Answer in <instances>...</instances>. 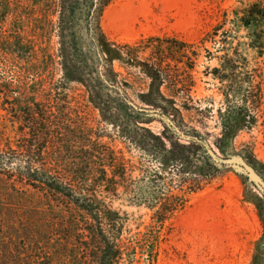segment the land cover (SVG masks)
I'll use <instances>...</instances> for the list:
<instances>
[{"label": "trees", "instance_id": "1", "mask_svg": "<svg viewBox=\"0 0 264 264\" xmlns=\"http://www.w3.org/2000/svg\"><path fill=\"white\" fill-rule=\"evenodd\" d=\"M114 1L0 0V30L11 16L0 48L24 64L26 76L0 83V231H9L13 243L19 228L47 230V264H158L191 196L228 168L210 152L222 159L239 155L219 157L196 129L185 131L172 120L194 109L188 99L202 51L217 59L205 73L222 86L224 144L264 120V78L246 59L264 57V0L222 10L193 41L165 33L131 43L111 40L101 28L102 11ZM36 9V30L47 13L56 16L58 78L47 71L53 55L21 35L19 19L29 21ZM114 61L148 83L134 89ZM153 120L164 130L142 125ZM35 194L47 196V218L37 221L16 209L19 196ZM255 199L257 207L264 202ZM124 207L150 212L144 232L130 235L132 214Z\"/></svg>", "mask_w": 264, "mask_h": 264}, {"label": "rangeland", "instance_id": "2", "mask_svg": "<svg viewBox=\"0 0 264 264\" xmlns=\"http://www.w3.org/2000/svg\"><path fill=\"white\" fill-rule=\"evenodd\" d=\"M240 1L248 0H115L103 9L100 25L109 39L119 43H131L142 36L165 33L193 41L218 21L222 10H231L239 6ZM33 12L36 15L29 21L19 19L23 27L21 35L25 37L27 34L35 49L44 48L53 55L55 62L47 71L58 78L56 16L47 13V21L40 27L36 25V30L34 20L41 15L37 9ZM10 21L11 16L2 26L0 35ZM42 30H45V35H42ZM206 46L213 51L211 43ZM204 55L202 51L192 71L195 85L188 103L194 109L182 111L181 118L174 115L172 120L185 131L196 129L219 157L225 154L243 156L264 180V120L259 117L251 127L237 131L231 144H224L218 115V109L225 107L222 86L218 79L205 73V67L215 66L217 59H208ZM246 59L248 69H255L253 73L264 78V57L249 54ZM112 64L121 74L120 79L127 80L134 89L148 83L135 69L124 70L116 61ZM23 68V63L12 60L0 48V83H17L26 78ZM261 88L264 92V83ZM129 94L135 102H140L135 93ZM94 116L99 119L96 112ZM142 125L154 133L164 130L157 120ZM255 196L264 199V193L244 174L241 166H231L218 173L204 190L191 196L188 207L174 220L172 232L162 244L158 264H264V202L258 203L257 207ZM17 199L21 201L16 208L18 214L35 221L47 218V196L35 194ZM124 208L132 214L130 235L144 232L150 224V212ZM12 235L13 243H9V231H0V262L47 264V230L35 225L19 228Z\"/></svg>", "mask_w": 264, "mask_h": 264}, {"label": "water", "instance_id": "3", "mask_svg": "<svg viewBox=\"0 0 264 264\" xmlns=\"http://www.w3.org/2000/svg\"><path fill=\"white\" fill-rule=\"evenodd\" d=\"M165 122H168V120L165 119ZM176 132L180 135V137L185 138V135H183L181 132H179L178 130H176ZM210 154L216 161L225 164V166H241L244 171V174L249 177L252 182L256 184L264 193V180L258 175V173L253 169V167L248 165L241 157L229 156L225 159H222L216 157L212 152H210Z\"/></svg>", "mask_w": 264, "mask_h": 264}]
</instances>
